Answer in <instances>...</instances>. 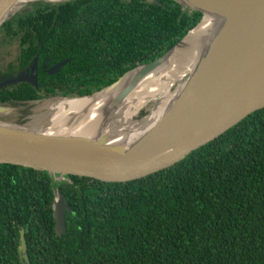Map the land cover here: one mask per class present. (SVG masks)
Listing matches in <instances>:
<instances>
[{"label": "trees", "instance_id": "obj_1", "mask_svg": "<svg viewBox=\"0 0 264 264\" xmlns=\"http://www.w3.org/2000/svg\"><path fill=\"white\" fill-rule=\"evenodd\" d=\"M201 16L172 0L30 3L0 26V41L21 44L15 76L42 60L69 61L58 76L39 71L35 87L1 88L0 105L91 95L162 56ZM55 189L68 205L61 237L53 230ZM0 264H264V108L133 182L55 181L0 165Z\"/></svg>", "mask_w": 264, "mask_h": 264}, {"label": "water", "instance_id": "obj_2", "mask_svg": "<svg viewBox=\"0 0 264 264\" xmlns=\"http://www.w3.org/2000/svg\"><path fill=\"white\" fill-rule=\"evenodd\" d=\"M67 1L71 0L57 3ZM172 1L202 15L200 22L177 44L154 61L126 72L100 91L77 98H61L92 97L114 88L128 73L135 71L134 81L118 95L119 99L124 98L135 83L158 69L201 23L204 18L202 8L222 12L228 20L222 39L205 58L200 69L189 73L181 91L149 127L140 130L128 142L108 144L104 143L105 135L89 139L86 136L48 133L40 131L41 128L0 120V165L46 172L55 181L78 176L108 183L133 182L172 167L235 127L251 113L263 109L264 0H189L202 8L185 5L179 0ZM31 2L37 1L0 0V26L15 13L13 9L18 4ZM152 4L159 5L156 1ZM68 61L56 64L48 73H57ZM36 76L33 65L29 74L22 73L0 81V89L23 81L35 87ZM67 209L63 195L55 189L52 217L56 237L65 233L64 213ZM19 242L22 259L26 261L23 230L19 233Z\"/></svg>", "mask_w": 264, "mask_h": 264}, {"label": "bare ground", "instance_id": "obj_3", "mask_svg": "<svg viewBox=\"0 0 264 264\" xmlns=\"http://www.w3.org/2000/svg\"><path fill=\"white\" fill-rule=\"evenodd\" d=\"M179 1L185 5L202 8L191 4L189 0ZM22 4H18L13 12L21 8ZM202 10L204 18L201 23L164 59L158 69L135 83L124 98L119 99L118 95L134 81L135 71L128 73L114 88L92 97L52 99L44 102L39 108H44L52 118L47 121L45 114L39 115L30 126L39 127L40 131L48 133L86 136L89 139L105 135L104 143L108 144L132 140V137L149 127L164 112L183 88L184 83L180 82L183 76L200 69L205 58L211 54L227 30L228 20L222 12L203 8ZM175 83H178L177 86L170 92ZM148 103H152V107L147 108L150 114L141 121L133 122L132 118ZM116 132L118 134L113 135Z\"/></svg>", "mask_w": 264, "mask_h": 264}, {"label": "rangeland", "instance_id": "obj_4", "mask_svg": "<svg viewBox=\"0 0 264 264\" xmlns=\"http://www.w3.org/2000/svg\"><path fill=\"white\" fill-rule=\"evenodd\" d=\"M37 2H42V0L37 1ZM43 2H47V1H43ZM31 3H33V2H31ZM48 3H52V2H48ZM28 4H30V3H26L21 8H19L17 11H15V13L23 10ZM183 9H188V8H186V7L184 8V6H183ZM9 59H12V57L7 56L4 59L0 58V63L5 64V62L8 61ZM189 75H190L189 73L185 74L183 76V78L180 80V82L183 83L189 77ZM177 84L178 83H175L172 86V88L170 89V92L173 91V89L177 86ZM52 99H57V98L41 100V101L30 103L29 105H17L15 107L3 106L2 107L3 111L0 112V120L30 126L34 122V120L37 119V117L39 115L45 114V117L48 119L47 121H49V119L52 118V115L48 114V112H46V110L44 108H39V107L42 106L44 102H49ZM148 107H152V103H148V104H146L145 107L140 109L138 114L132 118V121L133 122L141 121L142 119L147 117L150 114V111L147 110ZM113 122H115V120H113ZM115 126H116V124H115ZM36 129H39V127H36Z\"/></svg>", "mask_w": 264, "mask_h": 264}, {"label": "flooded vegetation", "instance_id": "obj_5", "mask_svg": "<svg viewBox=\"0 0 264 264\" xmlns=\"http://www.w3.org/2000/svg\"><path fill=\"white\" fill-rule=\"evenodd\" d=\"M20 48H21V44L17 41H13V42L0 41V58L4 59L7 56L12 57V59H9L8 61H6L5 64L0 63V78H6L5 77L6 75H4V73H6L7 71H12L11 74H9L10 76H7V77H9V78H13L11 76L16 77L15 75H17L18 72L13 71V70H15L14 68H13V70H11L10 65H12V66L16 65L17 66L16 59L19 56V53H20L19 49ZM62 61H65V60H62ZM62 61L56 62L52 65L48 64L45 60L44 61L42 60L39 64H38V62H36V65H35L36 73H37L36 81L38 78L39 71L42 72L43 74H45L46 76H58V73L60 72L62 67L58 70L57 73L49 74L48 72L50 71V69L52 67H54L56 64H58ZM28 68H26V69H28ZM25 70H23V71H25ZM29 70H31V69H29ZM19 73H21V72H19ZM29 104H22V105H29ZM18 105H21V104H18ZM0 106L10 107V105H0ZM15 106H17V105H15Z\"/></svg>", "mask_w": 264, "mask_h": 264}]
</instances>
